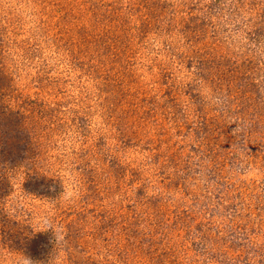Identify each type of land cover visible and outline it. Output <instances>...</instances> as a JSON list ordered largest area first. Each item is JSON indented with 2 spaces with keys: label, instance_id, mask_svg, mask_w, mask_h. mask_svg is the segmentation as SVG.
Instances as JSON below:
<instances>
[{
  "label": "rangeland",
  "instance_id": "1",
  "mask_svg": "<svg viewBox=\"0 0 264 264\" xmlns=\"http://www.w3.org/2000/svg\"><path fill=\"white\" fill-rule=\"evenodd\" d=\"M0 264H264V0H0Z\"/></svg>",
  "mask_w": 264,
  "mask_h": 264
}]
</instances>
